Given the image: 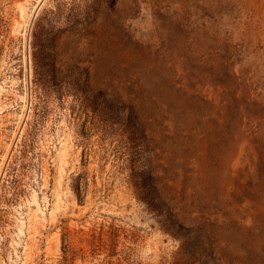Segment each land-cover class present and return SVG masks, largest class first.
Wrapping results in <instances>:
<instances>
[{
	"label": "rangeland",
	"instance_id": "rangeland-1",
	"mask_svg": "<svg viewBox=\"0 0 264 264\" xmlns=\"http://www.w3.org/2000/svg\"><path fill=\"white\" fill-rule=\"evenodd\" d=\"M0 264H264V0H0Z\"/></svg>",
	"mask_w": 264,
	"mask_h": 264
},
{
	"label": "bare ground",
	"instance_id": "bare-ground-1",
	"mask_svg": "<svg viewBox=\"0 0 264 264\" xmlns=\"http://www.w3.org/2000/svg\"><path fill=\"white\" fill-rule=\"evenodd\" d=\"M24 11V10H23Z\"/></svg>",
	"mask_w": 264,
	"mask_h": 264
}]
</instances>
